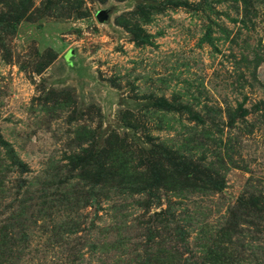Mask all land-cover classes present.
<instances>
[{"label": "rangeland", "instance_id": "obj_1", "mask_svg": "<svg viewBox=\"0 0 264 264\" xmlns=\"http://www.w3.org/2000/svg\"><path fill=\"white\" fill-rule=\"evenodd\" d=\"M0 264H264V0H0Z\"/></svg>", "mask_w": 264, "mask_h": 264}]
</instances>
